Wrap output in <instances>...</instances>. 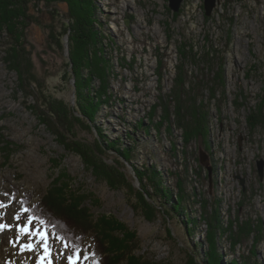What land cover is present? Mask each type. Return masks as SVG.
Masks as SVG:
<instances>
[{"label": "rangeland", "instance_id": "obj_1", "mask_svg": "<svg viewBox=\"0 0 264 264\" xmlns=\"http://www.w3.org/2000/svg\"><path fill=\"white\" fill-rule=\"evenodd\" d=\"M7 3L0 223L12 230L0 232V261H37L20 250L28 237L13 244L14 217L30 207L80 244L89 256L82 264H207L216 219L221 264L252 261L257 238L264 264V0H215L210 14L206 0H183L178 10L170 0H94L96 43L87 51L69 10L75 0ZM82 102L90 111L100 105L95 121ZM249 220L256 232L231 249V231ZM68 241L66 254L51 241L54 264H68Z\"/></svg>", "mask_w": 264, "mask_h": 264}, {"label": "trees", "instance_id": "obj_2", "mask_svg": "<svg viewBox=\"0 0 264 264\" xmlns=\"http://www.w3.org/2000/svg\"><path fill=\"white\" fill-rule=\"evenodd\" d=\"M39 1H41V0H39ZM42 1H45L46 2V4H48V3H50V0H42ZM68 2H70V0H67ZM6 2V3H5ZM8 2V0H2V1H0V26H3V24H6V21H8V19H7V17H10L9 15H8V13L5 11H3L4 10V6L5 7H7L8 8V4L9 3H7ZM75 4H74V7H72V8H70L69 7V10H70V14L71 15H74V18H75V20H74V22L77 24L76 26L74 25V28H75V30H77V26L79 27V29L81 28V30H79L80 31V35H81V38H82V40H86L85 42H86V44L85 43H83V51H87L86 49H88V48H90V47H92L91 45L93 44V43H95V41L92 39V37H91V35L93 34V32H92V22H91V19H90V12H86V10H85V8L84 7H87V5L90 3V2H92L91 0H75ZM84 4V5H83ZM85 4H87V5H85ZM85 11H84V10ZM88 9V8H87ZM90 11V10H89ZM13 12V11H12ZM89 15V16H88ZM13 17V16H12ZM73 28V27H72ZM89 32H87L86 30ZM90 32H91V34H90ZM95 35H96V33H95ZM86 38V39H85ZM91 49V48H90ZM186 52V51H185ZM86 53V52H85ZM189 54V53H188ZM186 55V54H185ZM96 60H100V63H102L103 61H102V59H96ZM104 60V59H103ZM97 62V61H96ZM101 66H102V64H101ZM105 66L103 65L101 68H102V70H101V73H102V77L104 78V80H106L105 79V77H104V75H105V68H104ZM83 103L84 102H82L80 105H81V112H86L87 113V115H88V113H90V112H88V110L86 109L87 107H90V105H91V102H89V104L90 105H88V106H86V105H83ZM93 104V103H92ZM79 105V106H80ZM94 105V104H93ZM191 107H193V106H191ZM188 109L187 110H189L190 109V107H187ZM87 110V111H86ZM178 110L180 111V112H183V108H182V106L180 107H178ZM97 111V110H96ZM184 112H186V111H184ZM184 114V113H183ZM185 115V114H184ZM89 116H90V114H89ZM183 116V115H182ZM91 117V116H90ZM181 117V116H180ZM257 116H251V123L253 124L252 126H255V125H257V124H259V123H257V122H259V121H257ZM179 121V125H182V120L181 119H178ZM92 121H94V120H92ZM186 123V122H185ZM262 124H264V122L263 121H260V125H262ZM186 125H187V123H186ZM187 128V130H186V133H187V135H186V140L187 141H189V140H192V137H193V135H194V130H190V126H187L186 127ZM207 147H209V146H207ZM35 214H37V215H39V216H41V217H43L41 214H39V213H35ZM47 217V216H46ZM44 219H46V220H48V221H50L52 224H54L56 227H57V225H56V223H54V221H52L51 219H49V218H44ZM219 221H218V219H216L215 220V226H214V228H211L210 229V231L208 230L207 231V237L210 239L209 240V242H210V244L211 245H209L208 247H207V249H209V250H207V252H208V255L210 256V259H212L211 260V263H210V260H209V256H207V258H208V260L209 261H206V263L208 264H221L220 263V261H218L216 258L218 257V256H216V247H217V241H216V236L214 235V233H216V228H217V230H218V228H220L221 229V224H219L218 223ZM252 225H253V223L249 220V221H247V222H244V224H240L239 225V230H240V232L238 231L237 233L234 231L233 232V230L231 231L232 233H230V236H228V241H231L230 243V245H231V249H234L235 250V248H236V245H237V243H247V241L249 240V239H251L250 237V235H253L256 231V228L255 227H252ZM241 230H243V231H241ZM56 231H58L57 229H56ZM61 235H64V236H66L67 238H68V240H70L73 244H75V245H77V246H79L80 244L79 243H77L76 241H74V238H69V236L67 235V234H65L64 232H62V231H58ZM57 232V233H58ZM259 233H261V232H259ZM262 234V233H261ZM262 236V235H261ZM259 240H260V238H257V239H254V242H256V244H255V246H256V249H255V251H253V254L256 256L252 261H251V259L249 258V257H247L246 258V256L244 257V256H242L243 258H242V261L244 262V263H242V264H261V262L259 261V259H258V257L259 256H257V252H258V249H257V247L259 246ZM219 249V248H218ZM131 249H129L128 250V252L130 251ZM220 250V249H219ZM122 251H125V248L124 249H122ZM215 252V254H214V252ZM195 253V252H194ZM125 258V257H124ZM128 259H129V257H127ZM189 258L193 261V257L189 254ZM219 258H220V256H219ZM237 260H239L240 261V257L238 258V257H236L235 259H233V260H230V264H239L238 263V261ZM213 261V262H212ZM131 262V260L129 261V263ZM194 262V261H193Z\"/></svg>", "mask_w": 264, "mask_h": 264}, {"label": "snow or ice", "instance_id": "obj_3", "mask_svg": "<svg viewBox=\"0 0 264 264\" xmlns=\"http://www.w3.org/2000/svg\"><path fill=\"white\" fill-rule=\"evenodd\" d=\"M7 195V194H5ZM8 205L0 202V209L7 208ZM27 214V220L20 223L22 216ZM3 213L0 212V216ZM14 219L17 221L16 230L18 232L17 240L13 242L14 246L19 243L21 237H28V242L20 244L21 251L37 253L36 264H54L52 258L53 239L59 241L65 250L69 248L68 238L58 234L56 226L50 221L32 212L30 207H22ZM51 228V231L49 230ZM12 230V226L0 223V232ZM89 259L88 254L84 253L77 245H72L71 254L67 255L68 264H82Z\"/></svg>", "mask_w": 264, "mask_h": 264}, {"label": "bare ground", "instance_id": "obj_4", "mask_svg": "<svg viewBox=\"0 0 264 264\" xmlns=\"http://www.w3.org/2000/svg\"><path fill=\"white\" fill-rule=\"evenodd\" d=\"M94 1V0H93ZM93 1H92V3H93ZM137 2V1H136ZM91 3V2H90ZM89 3V4H90ZM95 3V2H94ZM84 5V4H83ZM85 5H87V4H85ZM90 6V5H89ZM87 8V7H86ZM85 8V9H86ZM89 8V7H88ZM92 8H93V6H92ZM96 8V7H95ZM90 9H91V7H90ZM84 10V9H83ZM85 11V10H84ZM87 13L88 12H90L88 9H87V11H86ZM96 13V12H95ZM131 15V14H130ZM133 18V17H132ZM108 21V20H107ZM96 24L98 25V27H99V23L98 22H96ZM120 24V23H119ZM110 27V26H109ZM100 28V27H99ZM96 33H98V32H96ZM103 34V33H102ZM104 35V34H103ZM104 37V36H103ZM103 39V38H102ZM100 40V39H99ZM101 41V40H100ZM103 41V40H102ZM114 42V41H113ZM95 43H96V41H95ZM94 44V43H93ZM92 44V45H93ZM98 44V43H97ZM77 47H79V46H77ZM95 47V46H94ZM100 49V48H99ZM157 49V48H156ZM104 50H105V48H104ZM95 51V50H94ZM106 52V51H105ZM93 55V54H92ZM98 55V54H97ZM108 55V54H107ZM107 58H108V56H107ZM99 59V58H98ZM101 59V58H100ZM111 59V58H110ZM109 60V59H108ZM135 60V59H134ZM100 61V60H99ZM93 63V62H92ZM109 63H110V61H109ZM103 64V63H102ZM109 65V64H108ZM103 66V65H102ZM105 66V65H104ZM110 67V66H109ZM108 67V68H109ZM111 68V67H110ZM110 70V69H109ZM139 74V73H138ZM106 75V74H105ZM76 76H78V75H76ZM116 76V75H115ZM91 77V76H90ZM84 78V77H83ZM77 79V78H76ZM93 79H94V76L92 75V81H93ZM107 79V78H106ZM79 81V80H78ZM81 81V80H80ZM88 81H90L91 82V79L90 78H88L87 79V82ZM76 82H77V80H76ZM79 83V82H78ZM80 84V83H79ZM89 84V83H88ZM101 85V84H100ZM99 84H98V86L96 85V86H94L93 85V87L94 88H98L97 90L100 92V93H102V94H107V91H105L106 89H105V85H101L100 86ZM102 86H104V87H102ZM90 87V86H89ZM92 87V86H91ZM79 89V88H78ZM89 89V88H88ZM90 90V89H89ZM103 90V91H102ZM77 91V90H76ZM79 91V90H78ZM97 91V92H98ZM98 92V93H99ZM99 93V94H100ZM88 94V93H87ZM89 94H90V92H89ZM102 94H101V96H102ZM112 97V96H111ZM90 98V97H89ZM108 97H107V101H108ZM92 101V100H91ZM105 101H106V99H105ZM104 101V102H105ZM98 102H100V101H98ZM93 103V101L91 102V105H93L92 104ZM97 104V103H96ZM99 104V103H98ZM96 106H100V105H96ZM96 106H92V111L89 113L90 114V116H91V119L92 120H94L95 121V118H96V115L94 114L95 113V110H97V109H95L94 107H96ZM96 108H98V107H96ZM155 116V115H154ZM142 120V119H141ZM151 121V120H150ZM93 122V121H92ZM157 122V121H156ZM184 123V122H183ZM171 124V123H170ZM140 125V124H139ZM140 127V126H139ZM136 129V128H135ZM143 129V128H142ZM100 130H102V129H100ZM167 133V132H166ZM99 135H100V137H102L103 138V132L102 131H99ZM129 136V135H128ZM158 138V137H157ZM113 139V141H114V138H112ZM185 139V138H184ZM108 141V140H107ZM113 141H112V143H113ZM118 142H120V141H118ZM134 142V141H133ZM120 145H122L123 146V144L120 142L119 143ZM111 145V144H110ZM203 146V145H202ZM124 147V146H123ZM128 147V146H127ZM127 147H124L125 149H129V148H127ZM134 148V147H133ZM124 149V150H125ZM116 151H117V149H115ZM126 150V151H127ZM104 152V151H103ZM118 152H120L119 150H118ZM209 152H210V150H209ZM120 153H122V152H120ZM102 154V153H101ZM126 154H129V153H126ZM121 156H124V154L123 155H121ZM93 157V156H92ZM203 158V157H202ZM202 160V159H201ZM203 161V160H202ZM256 163V162H255ZM213 172V171H212ZM177 176V175H176ZM157 177V176H156ZM159 181V180H158ZM180 182V181H179ZM159 184H161V183H159ZM162 185V184H161ZM162 189H164V188H162ZM167 189V188H166ZM58 190V189H57ZM168 190V189H167ZM131 191V190H130ZM164 191H165V189H164ZM167 193V192H166ZM84 194V193H83ZM166 194L164 193V196H165ZM192 195V194H191ZM91 198V197H90ZM48 199V198H47ZM185 199V198H184ZM62 200V199H61ZM50 201V200H49ZM165 202H166V200H165ZM174 204H175V201L173 202ZM72 204V203H71ZM177 204V203H176ZM179 204H180V206H181V208H183V201H181V199H180V202H179ZM71 209V208H70ZM182 212V211H181ZM196 213V212H195ZM238 217V216H237ZM194 219V218H193ZM184 221V220H183ZM182 221V222H183ZM191 221V220H190ZM230 221V220H229ZM190 224V223H189ZM254 224V223H253ZM114 225V224H113ZM230 225V224H229ZM190 228V227H189ZM192 228V227H191ZM193 229V228H192ZM189 230V229H188ZM59 231V230H58ZM191 231V230H190ZM241 231H243V230H241ZM203 232V231H202ZM239 232H240V230H239ZM176 233V232H175ZM189 233V232H188ZM232 233V232H231ZM222 234V233H221ZM260 234V233H259ZM18 235V234H17ZM191 235V234H190ZM222 236V235H221ZM220 236V237H221ZM259 237V236H258ZM3 240H4V237H3V235H0V259L2 258V256H3V254L4 253H6V250H4V248H2V244H3ZM102 241V240H101ZM109 243V242H108ZM254 243V242H253ZM256 243V242H255ZM121 245V244H120ZM7 248V247H6ZM193 248V247H192ZM10 250V249H9ZM252 251H253V249H252ZM10 252V251H9ZM24 253V252H23ZM8 254V253H7ZM10 255L9 256H11V255H13L12 253H9ZM22 254V253H21ZM25 254V253H24ZM207 254V253H206ZM16 255V254H15ZM208 256V255H207ZM224 257V256H223ZM12 258V257H11ZM32 258V257H31ZM218 258V257H217ZM216 258V259H217ZM4 259V258H3ZM207 259V261H209L210 260V263H211V260L212 259H210V256H209V260H208V258H206ZM8 260V259H7ZM19 260H20V256H18V255H16V257H13L11 260H8L10 263H12V264H19L18 262H19ZM106 260V259H105ZM217 260H219V259H217ZM225 260V259H224ZM5 261V260H4ZM107 261V260H106ZM262 261V260H261ZM6 262V261H5ZM4 262V263H5ZM104 262V261H103ZM108 262V261H107ZM213 262V261H212ZM4 263H2L1 261H0V264H4ZM229 263V262H228ZM30 264H34V263H30ZM105 264H107V263H105ZM209 264V263H208ZM214 264V263H213Z\"/></svg>", "mask_w": 264, "mask_h": 264}, {"label": "water", "instance_id": "obj_5", "mask_svg": "<svg viewBox=\"0 0 264 264\" xmlns=\"http://www.w3.org/2000/svg\"><path fill=\"white\" fill-rule=\"evenodd\" d=\"M183 0H170V6L174 8L175 10H178L182 6ZM215 6V0H206V9H207V14H210L212 9ZM263 165L264 162L259 161V169L261 175L263 174Z\"/></svg>", "mask_w": 264, "mask_h": 264}]
</instances>
